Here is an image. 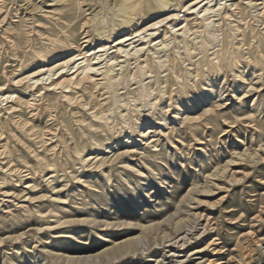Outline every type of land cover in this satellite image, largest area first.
Returning <instances> with one entry per match:
<instances>
[{"label":"rangeland","instance_id":"obj_1","mask_svg":"<svg viewBox=\"0 0 264 264\" xmlns=\"http://www.w3.org/2000/svg\"><path fill=\"white\" fill-rule=\"evenodd\" d=\"M0 264H264V0H0Z\"/></svg>","mask_w":264,"mask_h":264},{"label":"bare ground","instance_id":"obj_2","mask_svg":"<svg viewBox=\"0 0 264 264\" xmlns=\"http://www.w3.org/2000/svg\"><path fill=\"white\" fill-rule=\"evenodd\" d=\"M208 17H210V15H209ZM211 17H212V16H211ZM209 19H211V18H209ZM209 19H208V20H209ZM212 21H215V20H212ZM125 41H127V40H124L123 42H125ZM98 52H101V49H98ZM123 53H124V52H123ZM91 67H92V64H91V65H87L86 67H84V71H85V70H90ZM78 70H79V69H77V70L74 71L73 73H76ZM81 73H83V72H81ZM62 75H63V72H61L60 77H62ZM51 83H52V82H51ZM57 84H58V83H57Z\"/></svg>","mask_w":264,"mask_h":264}]
</instances>
